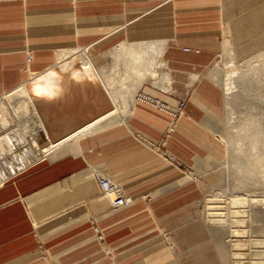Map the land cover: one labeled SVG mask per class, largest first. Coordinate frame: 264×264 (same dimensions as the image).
I'll return each instance as SVG.
<instances>
[{
    "label": "crops",
    "instance_id": "0c3cea01",
    "mask_svg": "<svg viewBox=\"0 0 264 264\" xmlns=\"http://www.w3.org/2000/svg\"><path fill=\"white\" fill-rule=\"evenodd\" d=\"M225 44L227 59L245 56V64L218 75ZM77 48L106 55L89 56L108 82L128 75L124 87L137 95L114 106L103 93L102 118L0 184V264H172L175 216L224 181L214 78L226 95L231 83L244 86L239 79L264 54V0H0V98L53 67L64 81L60 56ZM110 59L123 63L113 68ZM181 101L169 132L172 116L157 104ZM58 102L75 111L79 101L75 93ZM98 175L133 203L114 209Z\"/></svg>",
    "mask_w": 264,
    "mask_h": 264
},
{
    "label": "rangeland",
    "instance_id": "374dc122",
    "mask_svg": "<svg viewBox=\"0 0 264 264\" xmlns=\"http://www.w3.org/2000/svg\"><path fill=\"white\" fill-rule=\"evenodd\" d=\"M227 34L231 36L229 32ZM83 49L85 48L76 49L78 54V57L76 56V58L78 61L82 60L81 57H84V55H82V53H85ZM260 50L264 51V48ZM87 51L94 60L100 61L102 57L106 56L95 55L93 51L89 49H87ZM114 51H117V49H115ZM227 53L228 52L226 50L225 44L223 52L218 56L216 62L214 63V68H218L216 72L218 75L225 73L224 68L234 66L235 68L240 69L242 68V64H245V56L242 57L241 55H235L237 64H233L229 59H227ZM258 57L260 58L258 59L259 61L256 62V65L248 70L250 73H248L243 79L241 78L242 80L239 79L240 83L244 85L243 87L242 85L239 86L236 82L231 83V95H226L223 87L224 85H222L217 78H214L216 81L214 82L218 87H220L223 95L221 130L223 132L222 139L225 141L228 147V154L226 155L228 157L226 174L224 175V181H222L219 186L206 192V195L202 199L198 200L195 204L190 205L182 213H179L177 216H175L173 224L174 230L172 232L173 243L171 244V248L176 251L177 259L172 264H235L236 262H238L236 264H258L259 262H264V244H261V242H264V216L261 213H258L256 209H253L252 213L251 211H249V215L251 214V220H249V223H236L235 218L233 217L234 215L231 212L233 206L231 207V205L228 204L229 201L227 199L225 200L226 196H228L229 194H233V188L239 185L242 186V188H239L243 189H240L241 192L237 190L239 193L243 194L247 192L244 195H253L256 199H258L259 196V199L262 198V193H264V190H262V192L259 189L261 182L260 180L263 179L262 175L264 174V165L261 169L263 172H256L251 174L247 173V171H249L250 169L249 167H251L252 162H254L255 160V158L251 156H254V154L261 155V152H264V136L262 137L261 135H257L258 130L256 129L258 128H254V123L252 129L245 127L243 129V125L245 124V122L247 123L248 121V123H250L252 119L253 122L255 120L257 123V120H263L262 123H260L261 126H259V128H264V54L258 55ZM121 58L123 59L124 57ZM65 61H70V59L68 60V58H65L64 62ZM125 62L127 63V61ZM122 63L123 61H115V59L109 60L110 67L113 68L118 66V64L121 65ZM127 89H131V93H128V90L127 93L124 94L125 97L129 96L130 98H134L135 100V96L137 95L136 93L138 92V90L136 89L132 94L133 88L127 87ZM253 89L256 94L258 93L257 95H255V93L253 92ZM226 96L231 97L232 105H226ZM14 98L15 99L7 97V95H4L2 98H0V106L3 105L4 109H6L7 112L4 111V114L6 115L7 120L9 121L8 123L10 125L6 130L0 133V137L10 130L21 126L25 127L23 120H21L16 114V106L14 107V105L17 101H19L20 98ZM4 109H0V115L2 114L1 111H3ZM229 116L230 118L232 117L231 123L228 120ZM239 126L242 127L243 130L240 129ZM250 130L251 132L255 131L257 141L259 140L260 136L262 137L263 141L259 140L260 142L253 144L252 139H250L249 137L251 136ZM44 141L45 139L44 137H42L41 145L45 143ZM262 155L264 159V153ZM237 157L240 158L238 159ZM235 158H237V160ZM253 165H256V161L255 163H253ZM235 174L237 175L238 179ZM234 190L236 189L234 188ZM216 192L222 195V199L219 201L220 204H215L219 206V210L217 209L215 212L224 213V217L228 219H225V221H227L225 227H218L219 229H216L214 226L207 224L209 219L208 217L211 216L210 214H208L212 209H210V207H213V204H211L212 200L209 199L210 197L212 199L214 197L215 199V195H218ZM229 211L231 214L230 218ZM250 222L253 224V227L249 226V224H251ZM225 228H227L228 231ZM240 228H243L248 233H246L245 237L243 238H237L238 240L241 239L240 243L234 242V244L238 243L240 245H238L239 252L243 255L235 259V247L231 245L233 244L232 242L230 244V237L227 235L231 234L232 231ZM230 229L231 231H229ZM259 250H261V253L259 252Z\"/></svg>",
    "mask_w": 264,
    "mask_h": 264
},
{
    "label": "bare ground",
    "instance_id": "6f19581e",
    "mask_svg": "<svg viewBox=\"0 0 264 264\" xmlns=\"http://www.w3.org/2000/svg\"><path fill=\"white\" fill-rule=\"evenodd\" d=\"M77 55L78 54L75 51H66L61 54V68L65 69L66 72V78L64 81H61L60 79L59 68L53 67L45 73L33 77L27 84L7 94V97L13 99H15L14 97L20 98L14 107L16 106V114L21 120H23L25 127L21 126L10 131L8 130L9 132L0 137V184L28 166L34 164V162L40 160V158L44 157L55 147L86 132L94 122L102 118L103 116L101 115L108 112L105 104L101 102L100 96H102L103 93L112 105L117 106V100L129 90L127 87H124V81L127 80L129 77L128 75L119 76V80L123 81V83L116 84L114 81L108 82L105 80V77L102 76L89 55L82 53L84 57H81L82 60L80 61L77 60ZM67 57H72L71 61L64 62ZM114 78L117 79V76ZM75 93L79 101L72 105V108L75 111L70 110L67 105L64 107V105L59 104V96H73ZM257 94L255 93V95ZM89 101L91 102L92 107H90ZM0 109H4L3 105L0 106ZM4 111H6V109L1 111L2 114L0 115V132H3L8 126H10ZM257 121L258 123L255 120L253 122L252 119L250 123H248V121L247 123L245 122L243 129L244 127L252 129L253 123L255 129H260L259 126H261L260 123H262L263 120L261 121V119H259ZM240 129H242V127H240ZM262 130L261 132L264 131ZM258 132H260V130H258L257 133ZM259 134L257 135L259 136ZM263 134L261 133L260 135L263 137ZM42 137L45 139L43 145H41ZM252 137L253 144L260 142L259 140L263 141L261 136L258 141L255 134ZM262 152L261 155L254 154V156H251L255 158V160L252 162L251 167H249L250 169L247 171L248 174L263 172L261 169L264 165L262 155L264 152ZM237 158L239 159L240 157ZM237 158L235 159L237 160ZM255 161L256 165L254 166L253 163H255ZM262 176L263 179L260 180L261 182L259 186L261 191L264 190V174ZM239 187L242 188L240 185L237 187L235 186L234 188L236 190L233 188V194L231 195L228 193L229 195H225L226 198L224 197L225 200L227 199L229 201L228 204H230L231 207L233 206L231 212L234 215L235 222L239 224L246 222L249 223V220H251V214L249 215V211L252 213L253 209H256L258 213H261L264 216V193H262V198L259 199L260 196L258 195L259 197L257 196L258 199H256L253 195H251L252 197L250 195H244L247 192H242L243 194L239 193L237 190L240 192L243 190ZM217 194L218 195H215L214 193L215 199L214 197L213 199L211 197L209 199L212 200V203H210L213 204V207L209 206L210 209H212L211 212L208 213L211 215L208 217V223L216 229H219L218 227H225L227 221H225L226 218L224 217V213L215 212L217 209L219 210V206L215 204H220L219 201L222 199V195L220 193ZM230 216L231 214L229 211V218ZM249 226L253 227V224L251 223ZM225 229L227 230V228ZM229 231H231V229ZM246 233H248L246 230L240 228L227 235L230 237V240L228 239L230 244L232 242L233 244L231 245L235 247V259L242 255L239 252L238 247V243H240L241 239L238 240L237 238L245 237ZM234 242L238 243L234 244ZM261 244H264V242H261ZM260 251L261 250H259V252ZM259 263L264 264V262Z\"/></svg>",
    "mask_w": 264,
    "mask_h": 264
},
{
    "label": "built area",
    "instance_id": "2783aa9c",
    "mask_svg": "<svg viewBox=\"0 0 264 264\" xmlns=\"http://www.w3.org/2000/svg\"><path fill=\"white\" fill-rule=\"evenodd\" d=\"M138 96L142 99L147 98L146 96L141 95V94ZM149 101L153 102L152 100H149ZM185 104H186L185 101H181L177 105V107H170L169 105L164 104V103L157 104V106L161 110L168 112L172 116L173 122L171 126L169 127V130H168L169 132H172L175 130L176 120L178 119L180 114L183 112ZM150 145L152 147L154 146V144H150ZM165 157L170 162L179 164V162L174 157L170 156L169 154L165 153ZM98 182H99V186H100L102 194L109 199L111 206L114 209L124 208V207L130 206L133 203V199L130 196H127L123 188L119 184L114 182L110 177L106 175H98ZM96 232L98 233L99 240L103 242L104 241L103 234L99 231L98 228H96Z\"/></svg>",
    "mask_w": 264,
    "mask_h": 264
}]
</instances>
